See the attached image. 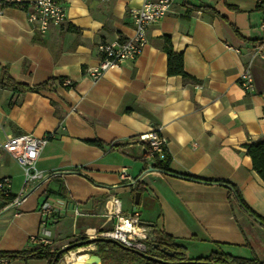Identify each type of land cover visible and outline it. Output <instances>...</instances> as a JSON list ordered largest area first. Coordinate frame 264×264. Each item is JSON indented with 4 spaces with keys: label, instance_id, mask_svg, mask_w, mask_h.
<instances>
[{
    "label": "crops",
    "instance_id": "0c3cea01",
    "mask_svg": "<svg viewBox=\"0 0 264 264\" xmlns=\"http://www.w3.org/2000/svg\"><path fill=\"white\" fill-rule=\"evenodd\" d=\"M59 1L66 19L44 33L28 21L29 7H8L0 18V77L5 67L21 85L52 77L71 84L38 91L0 84V137L52 132L35 167L54 174L25 184L21 167L0 152V177L12 179L11 201L0 199V251L36 244L31 237L48 202L52 249L77 242L87 229H111L119 205L123 213L138 211L152 236L157 230L184 246L189 259L225 253L264 262V223L229 197L228 187L180 175L228 180L264 219V180L244 147L264 137V56L253 53L264 39V0H174L148 27V43L136 59L96 80L85 70L98 63V44L131 36V12L142 0ZM165 35L195 81L167 73ZM248 63L251 92L238 81ZM157 129L171 172L155 168L148 144L138 139ZM15 198L20 201L13 205ZM88 245L89 254H97L96 244Z\"/></svg>",
    "mask_w": 264,
    "mask_h": 264
},
{
    "label": "built area",
    "instance_id": "2783aa9c",
    "mask_svg": "<svg viewBox=\"0 0 264 264\" xmlns=\"http://www.w3.org/2000/svg\"><path fill=\"white\" fill-rule=\"evenodd\" d=\"M174 0H142L141 6L131 12L133 33L123 40L103 41L98 44L100 58L97 64L88 66L86 74L92 79H98L106 70L117 68L125 60L133 61L141 53L142 49L148 43L147 29L153 23L159 21L171 8ZM261 1V0H260ZM8 7L26 8L30 11L27 19L32 23L33 29L39 33L46 32L50 27L63 23L66 19L65 7L59 0H32L23 2L22 0H0V18L5 15ZM264 28V23H262ZM253 53L264 56V39L253 48ZM248 63L240 72L238 81L247 92L254 88L253 77ZM63 84H70L65 80ZM52 132L41 136L32 133H20L16 135L5 134L0 137V152L9 153L15 162L23 171L24 183L37 182L38 184L47 181L54 174L42 172L35 167L36 159L52 137ZM140 141H144L149 146L148 156L154 160L155 156L161 158L165 151V138L160 131L152 130L138 136ZM123 178L131 179L125 170L120 171ZM37 184V185H38ZM12 185L10 177H0V194L9 195ZM20 200L15 198L13 205ZM54 212L53 206L48 202H43L40 206L41 218L39 227L31 240L40 244L51 243V232L49 229V219ZM116 221L109 230H98L96 228L87 229L84 232V238L111 237L123 245L136 248L142 252L147 251L146 243L152 239L151 229L143 225L139 219V212L136 210L123 213L120 206L114 207ZM91 248L82 245L77 248H71L61 254L56 264H68L69 256L72 252L77 256L82 254L79 264H85L84 259L88 257ZM0 262L7 263L6 258H0Z\"/></svg>",
    "mask_w": 264,
    "mask_h": 264
},
{
    "label": "trees",
    "instance_id": "16d2710c",
    "mask_svg": "<svg viewBox=\"0 0 264 264\" xmlns=\"http://www.w3.org/2000/svg\"><path fill=\"white\" fill-rule=\"evenodd\" d=\"M191 8V7H190ZM193 8V7H192ZM191 8V9H192ZM202 11H207L211 14H217V12L210 8H201ZM162 50L166 53L167 56V73L169 75H180L186 81H195L193 76L187 74L183 69V56L181 52H176L172 47V42L169 36L165 35L163 37ZM64 81L63 77H52L44 82L36 84L34 86H26L21 85L15 82L7 73L5 67L1 68V77L0 84L10 87L14 90L19 91H38V90H51L53 89L54 84H62ZM71 84H65V87H69ZM93 144L101 145L99 140L90 141ZM115 145L113 144L112 147ZM247 155H249L251 159L252 168L258 173L262 180H264V137H261L251 143L244 144ZM170 155L167 153L166 149L161 158L158 156L154 157L153 166L163 171L171 172L169 168ZM182 176L212 182L216 184H221L229 188V197L236 200L239 205L253 216L257 217L260 222L264 223V219H262L258 214L253 212L248 205L242 199V196L239 192V189L231 182L221 178H204L197 175L192 174H180ZM0 199L4 201L5 204L9 203L11 200V196L0 194ZM52 222H49V224ZM85 240L84 236H79L76 241ZM152 243H157L158 248H153ZM97 247L96 253L101 257V264H160L155 261L146 260L145 258L135 254L134 252L120 248L119 246L106 243V242H95ZM147 254L153 255L157 258L165 259V260H177V256H183V259L187 260L185 256V247L175 242L170 236L163 234L157 230H153V238L150 241H147ZM164 247L167 250L175 251L176 254L173 257L167 256L164 254L159 248ZM56 249H52L49 244H40L36 243L30 247H27L22 250L17 251H0V258H6L8 262L15 259H21L24 261L31 259L45 260L46 264H50L53 260ZM61 255L55 261V264L59 261ZM196 260L203 261H212V262H236L239 264H262L256 258L252 259H242L233 256H229L225 253H210L203 257L193 258ZM7 262V263H8ZM2 263L0 264H7Z\"/></svg>",
    "mask_w": 264,
    "mask_h": 264
},
{
    "label": "water",
    "instance_id": "95a60500",
    "mask_svg": "<svg viewBox=\"0 0 264 264\" xmlns=\"http://www.w3.org/2000/svg\"><path fill=\"white\" fill-rule=\"evenodd\" d=\"M140 196H141V192L136 190L133 194L134 204L139 203ZM149 225L152 226L153 224L150 223ZM95 242H106V243L115 244V245L119 246L120 248L127 249V250L134 252L135 254L145 258L146 260L155 261V262H158L160 264H239V263L231 262V261L220 263V262L203 261V260H196V259L185 260V259H183V256H177V260H165V259L157 258L153 255L147 254L146 252H142L136 248L127 247V246L123 245L121 242H119L118 240L111 238V237H94V238H88L85 240L77 241V242H74L71 244H67V245L55 250L53 260L50 264H55V261L63 252H65V251H67V250H69L75 246L87 245V244H91V243H95ZM152 247L158 248V244L152 243ZM159 249L164 254H166L167 256H170V257H173L176 254L175 251L167 250L164 247H161ZM84 263L85 264H100L101 263V257L97 254H89L88 257L84 259Z\"/></svg>",
    "mask_w": 264,
    "mask_h": 264
},
{
    "label": "bare ground",
    "instance_id": "6f19581e",
    "mask_svg": "<svg viewBox=\"0 0 264 264\" xmlns=\"http://www.w3.org/2000/svg\"><path fill=\"white\" fill-rule=\"evenodd\" d=\"M81 258H83V255L80 254L77 256L76 253L72 252L68 259V264H79Z\"/></svg>",
    "mask_w": 264,
    "mask_h": 264
},
{
    "label": "rangeland",
    "instance_id": "374dc122",
    "mask_svg": "<svg viewBox=\"0 0 264 264\" xmlns=\"http://www.w3.org/2000/svg\"><path fill=\"white\" fill-rule=\"evenodd\" d=\"M80 246H82V245H80ZM77 247H79V246H75V247H73V248H77ZM41 260H38V259H31V260H29L28 262H27V264H41ZM12 264H23L22 262H20V263H17V262H13Z\"/></svg>",
    "mask_w": 264,
    "mask_h": 264
}]
</instances>
